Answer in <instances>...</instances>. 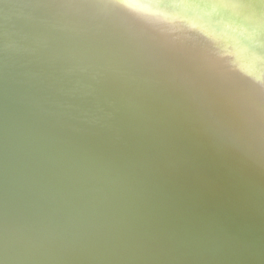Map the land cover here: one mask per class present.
<instances>
[{"label":"water","instance_id":"1","mask_svg":"<svg viewBox=\"0 0 264 264\" xmlns=\"http://www.w3.org/2000/svg\"><path fill=\"white\" fill-rule=\"evenodd\" d=\"M81 1L0 0V264H264V57L196 19L213 89Z\"/></svg>","mask_w":264,"mask_h":264},{"label":"bare ground","instance_id":"2","mask_svg":"<svg viewBox=\"0 0 264 264\" xmlns=\"http://www.w3.org/2000/svg\"><path fill=\"white\" fill-rule=\"evenodd\" d=\"M221 1L219 3L216 0H82L70 11L85 17L93 16L92 14L106 16L108 13L116 24L125 26L124 30L131 37L134 38L133 33H136L142 38L136 42L142 46L141 50L146 60L147 45L148 50L155 47L156 53L169 54L174 64L180 63L182 66L188 64L194 73L198 70L207 73L208 85L216 89L219 82L214 75L215 68L209 59L203 60L197 51L203 40L197 41L190 35H198L193 28L199 25L196 19L212 25L211 29L215 30L211 31L212 33L222 34L223 37L218 38L219 41L231 42L233 39L237 42L234 45H241L264 57V36L259 33L264 31V21L246 13L242 6L235 4L230 6L229 1ZM171 6H177V10L182 14H191L193 19L165 9ZM199 26L198 29H200ZM202 28L208 30L205 27ZM123 43L134 45L132 42ZM255 89L264 93L260 86H256ZM253 116L254 122L262 126L261 121L264 122L262 113H256Z\"/></svg>","mask_w":264,"mask_h":264},{"label":"rangeland","instance_id":"3","mask_svg":"<svg viewBox=\"0 0 264 264\" xmlns=\"http://www.w3.org/2000/svg\"><path fill=\"white\" fill-rule=\"evenodd\" d=\"M216 1H218L219 3L222 2L221 0H216ZM240 2H245V3H247L246 5H248L249 3H250V4L253 3V2H251V1H249V0H240ZM245 3H244V4H245ZM262 3L264 4V0H263ZM242 7H243L244 9H246L245 5H242ZM214 17H217V16H214Z\"/></svg>","mask_w":264,"mask_h":264}]
</instances>
